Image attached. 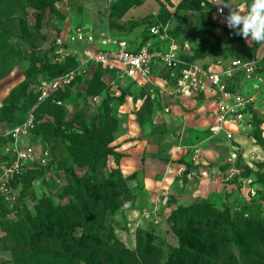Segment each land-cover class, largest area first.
<instances>
[{
    "label": "rangeland",
    "instance_id": "1",
    "mask_svg": "<svg viewBox=\"0 0 264 264\" xmlns=\"http://www.w3.org/2000/svg\"><path fill=\"white\" fill-rule=\"evenodd\" d=\"M202 1L143 0L141 6L126 13L112 7L115 0H14L0 9V178L14 161L15 149L30 145L38 156L43 149L52 147L51 167L42 170L31 166L32 171L21 187L12 190V200L0 203L1 241L7 239V230L12 224L25 225L29 216H35L40 201L49 200L53 206L72 203V172L91 185L103 183L112 169H118L127 177L121 171L125 168L121 166L122 159L103 154L102 147L107 141H111L108 148L126 156L125 151L132 146L148 151L147 166L152 175H160L164 163L185 161L192 147L200 151L205 163L201 167L208 169L211 191L206 198H190V187L186 189L185 183L178 185L175 181L171 186L168 216L180 206L205 200L209 206L244 220H264V151L251 137L256 128L255 117L264 139V73L259 70L264 69V45L252 54L254 41L228 35L220 17L210 14L211 22L205 21L207 12L200 5ZM232 4L234 7L250 5L251 0H232ZM142 19L146 22L134 31L119 30ZM155 21L171 33L195 40L197 49L215 41L212 36L198 32L199 29L215 35L219 51L211 55L209 63L222 61L227 66L240 57L256 61V75L238 74L229 83L232 90L241 93L252 116L250 129L237 131L234 139L243 167L255 173L251 185L254 194L241 183L223 181L226 168L223 163L229 157L230 148L225 145L223 135L214 136L209 132L211 119L201 100H178L168 85L162 90L157 81L133 82L122 78L114 66L90 68L87 75L78 77L55 99L60 106L45 107L35 113L33 128L20 137L17 144L9 134L28 114L25 91L28 83L58 71L63 63L57 59L61 57L67 64L65 69L74 67L72 45H64L65 51L55 54L60 48L55 45L58 38L65 40L74 27L81 26L91 29L99 42L107 39L134 42L146 36L147 25ZM109 23L115 28H110ZM230 31L234 34V30ZM99 42L97 45L101 47ZM121 94L123 101L119 100ZM97 158L96 166L90 168ZM133 161L144 164L142 158ZM213 167L218 170L213 172ZM126 168L130 169V164ZM128 187L133 191L139 185L130 182ZM254 233L250 231L239 238L245 235L240 239L245 249L259 245L256 258L244 259L243 252L235 245H224L216 264H264V230L261 237ZM140 237L147 242L144 234ZM231 241L225 239L226 244ZM177 242L169 227L154 232L153 246L161 263H165L172 250L178 247ZM130 251L136 252V245ZM149 255H155V251ZM15 260L14 253L0 248V264H15Z\"/></svg>",
    "mask_w": 264,
    "mask_h": 264
},
{
    "label": "trees",
    "instance_id": "2",
    "mask_svg": "<svg viewBox=\"0 0 264 264\" xmlns=\"http://www.w3.org/2000/svg\"><path fill=\"white\" fill-rule=\"evenodd\" d=\"M12 2L14 0H0V9ZM142 4L143 0H115L112 7L126 13ZM209 17L210 14H207L204 20L211 22ZM145 22V19H142L132 23L127 29L119 30L131 32ZM109 26L112 29L115 28L111 23ZM223 29L228 35L236 38V35L227 27ZM198 32L212 36L215 41L213 44H207L204 48L195 50L190 60L212 62L211 55L219 51L217 37L203 28ZM183 37L188 38L185 35ZM148 38V35L142 37L141 42H145ZM263 45L254 42L251 53L255 54ZM236 59L247 60L243 57ZM74 62L73 60L72 69L76 67ZM66 65L64 62L58 71L48 77L37 79L36 82L68 73L72 69H65ZM94 68L106 67L96 66ZM259 70L264 73V69ZM36 82L28 83L25 90L28 113L32 111L35 115L45 107L60 106L53 103L51 99L37 105V96L33 88ZM229 90L234 91L231 87ZM62 91L57 92L52 99L59 98ZM119 100L123 101L122 94ZM55 102L59 101L55 100ZM253 122L256 128L251 137L255 140V144L264 151V139L259 129V121L254 117ZM84 136L87 137L85 134ZM109 142L111 141H107L102 147L104 155H115L118 160L127 157L108 148ZM48 150L51 154L52 147ZM98 161V158L92 161L90 168H94ZM183 161L180 159L177 162L183 163ZM31 171L32 169H29L22 176L16 177L11 183L12 189L21 187ZM243 175L252 176L255 173L244 168ZM72 179L74 181L72 203L66 206H53L49 200L40 201L36 206L35 216H29L25 225L14 223L12 227L8 226L10 228L7 230V239L0 240V248L14 253L15 264H216L219 250L224 245L231 244L243 252L242 258L251 261L257 257L259 245H255V242L250 243L255 245L254 249H245L240 242L245 235L243 238L239 237L250 231H254L256 237H261L264 220L259 218L244 220L240 216L231 215L228 211H220L209 206L205 200H195L192 204L180 206L167 217L166 223L176 235L178 247L172 250L165 263H161L160 257L156 255L152 231L137 230L135 235L137 251H130L115 236L114 217L132 202V191L128 184L130 182L137 184V174L133 173L124 177L118 169H112L103 183L95 185L76 176L74 172H72ZM142 234L145 235L147 242L140 237ZM225 239L232 241L226 244ZM154 251L155 255H152Z\"/></svg>",
    "mask_w": 264,
    "mask_h": 264
},
{
    "label": "built area",
    "instance_id": "3",
    "mask_svg": "<svg viewBox=\"0 0 264 264\" xmlns=\"http://www.w3.org/2000/svg\"><path fill=\"white\" fill-rule=\"evenodd\" d=\"M212 4L213 0H204L200 5L206 9L207 14L215 16L217 6ZM227 14L228 10L225 9ZM147 32L149 38L145 42H141L142 38L134 42L114 39L99 42L88 27H74L65 40L58 38L55 41V45L60 47L55 50V54L65 51L64 45H72V59L76 67L62 76L42 79L35 84L33 88L37 105L50 99L56 105H61L52 96L70 86L78 77L87 75L89 69L96 66H114L122 78L133 82L157 81L162 90L168 85L178 100L202 101L203 109L211 119L209 132L214 136L223 135L225 145L230 148L229 157L223 163L226 166L223 181L241 183L254 194L252 176L243 175L244 163L240 161L238 143L234 139L237 131L250 129L252 116L247 111V102L241 93L230 91L229 83L238 74L248 77L256 75V61L234 59L227 66L222 61H191L195 49L190 38L173 35L158 21L149 23ZM98 42L101 47L97 45ZM57 62L64 63V57L57 59ZM33 120L34 114L30 111L23 123L9 132L16 144L20 137L33 128ZM51 163L48 149H43L38 156L30 145L15 149L14 161L0 178V202L8 203L12 200L11 183L16 177L22 176L31 166L47 169ZM204 165L200 151L192 147L189 157L183 163L175 162L167 166L166 174L182 184L184 180L207 177L205 168L201 167Z\"/></svg>",
    "mask_w": 264,
    "mask_h": 264
},
{
    "label": "crops",
    "instance_id": "4",
    "mask_svg": "<svg viewBox=\"0 0 264 264\" xmlns=\"http://www.w3.org/2000/svg\"><path fill=\"white\" fill-rule=\"evenodd\" d=\"M194 41L190 38L192 46L197 50L199 46ZM130 148L129 151H125L127 157L122 159L121 164L125 168H122L121 171L125 176L136 173L139 187L132 191L133 199L130 205L124 211L115 215L114 220L117 226H115L114 233L122 244L132 250L136 245L135 233L137 230L152 231L154 233L168 228L166 219L171 205V186L176 183L175 181L178 185H184L185 183L186 189L190 187V198H206L211 191L212 184L208 169H205L207 172L205 178H195L191 181L184 180L182 184L178 180H174L166 174V169L169 164L178 160L164 163L163 172L160 175H152V170L147 166L149 152H143L140 146ZM134 158L144 159V164L133 161ZM127 164H130V169L126 168ZM216 169L218 170V168L213 167L211 170L214 172Z\"/></svg>",
    "mask_w": 264,
    "mask_h": 264
},
{
    "label": "clouds",
    "instance_id": "5",
    "mask_svg": "<svg viewBox=\"0 0 264 264\" xmlns=\"http://www.w3.org/2000/svg\"><path fill=\"white\" fill-rule=\"evenodd\" d=\"M216 5L215 17L234 34L246 40L264 44V0H251V4H241L234 7L232 0H213ZM225 9L228 14L225 15Z\"/></svg>",
    "mask_w": 264,
    "mask_h": 264
}]
</instances>
